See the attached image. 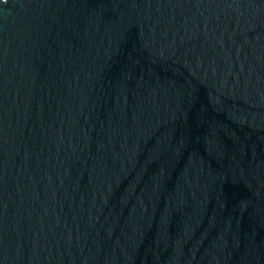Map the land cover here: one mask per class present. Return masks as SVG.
<instances>
[{
    "label": "water",
    "instance_id": "water-1",
    "mask_svg": "<svg viewBox=\"0 0 264 264\" xmlns=\"http://www.w3.org/2000/svg\"><path fill=\"white\" fill-rule=\"evenodd\" d=\"M0 264H264V0H0Z\"/></svg>",
    "mask_w": 264,
    "mask_h": 264
}]
</instances>
